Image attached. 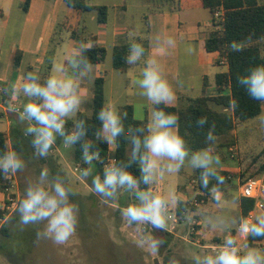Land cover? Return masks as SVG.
Returning a JSON list of instances; mask_svg holds the SVG:
<instances>
[{"label":"clouds","instance_id":"obj_1","mask_svg":"<svg viewBox=\"0 0 264 264\" xmlns=\"http://www.w3.org/2000/svg\"><path fill=\"white\" fill-rule=\"evenodd\" d=\"M251 35L245 41H232L229 48L235 52L245 49L247 43L251 42ZM169 46H175V41L169 37ZM83 48L91 47L82 45ZM189 51H192L190 48ZM144 53V47L140 43L130 44V54L127 55L125 63L135 64ZM74 69H80L79 75L73 79L64 78V69H61V76L50 75L43 83L36 72L25 73L20 80L11 85V94L16 98L23 94L28 102L19 111V121H27L25 135H31V144L34 155L47 157L50 150L56 144L57 135L63 138L66 146H72L81 142L86 136L85 121L74 122L73 131H65L67 121L80 110L84 97L80 92V80L92 72L93 65L86 59L75 57L69 60ZM82 66V68H81ZM237 82L242 86L250 98L264 101V64L256 65L247 70L246 74L238 76ZM136 84L143 89L140 95L144 96L153 105L169 106L175 101V93L169 82L161 74V68L156 59H149L142 71V78ZM237 102L232 100L229 107L235 109ZM9 111L17 112L18 109L10 104ZM127 118V112L123 113ZM98 119L101 121V128L97 138L102 139L109 147L116 148L117 138L124 132L121 113L115 105L109 103L99 110ZM257 119L264 123V114ZM207 118L202 116L196 120V124L203 127ZM215 126L212 125L206 135V140L215 141ZM136 131L144 132V128H137ZM132 154L131 161L138 162L141 176L137 179L124 167L111 163L104 167V179L100 175L92 176V161L100 160L99 149L89 152L92 144L86 140L82 144V154L85 163L90 167L82 169L80 175L83 178L92 176L91 185L94 193L105 198L114 200L117 188L136 190L140 204H130L123 209L129 224L150 223L154 228L163 229L166 226L165 220V199L160 195H153L149 189L139 190L140 183L151 184L159 174L163 177L164 171L178 172L185 160L189 157V149L186 147L184 138L179 134V116L175 113H166L163 109L152 112L151 121L147 125V135L140 138L134 136L131 140ZM143 147L144 151H141ZM213 149L208 147L191 155V166L202 168L203 180L206 185L208 177L214 175L212 165L220 163V156H213ZM167 159L173 163L162 165V160ZM26 167L23 159L16 151H7L0 155V173L5 175L23 171ZM49 170L42 168L38 182L28 184L24 189V196L19 201L16 211L19 215L21 230L30 225H36L47 221V225L41 232L37 230V238H50L55 244H64L75 233L78 223V206L69 202V197L75 196L71 186H66L63 179L55 177L51 182V192L46 190L43 183L48 179ZM223 180L222 177H218ZM255 222L243 219L240 224V233L244 238L249 235L253 237H264V215L256 216ZM151 251L157 252L159 246L164 243L162 239L152 238L146 241ZM240 248L237 247L235 238L229 236L225 239L219 252L215 256L204 258V264H264L262 257L257 250H249L245 255H239Z\"/></svg>","mask_w":264,"mask_h":264},{"label":"rangeland","instance_id":"obj_2","mask_svg":"<svg viewBox=\"0 0 264 264\" xmlns=\"http://www.w3.org/2000/svg\"><path fill=\"white\" fill-rule=\"evenodd\" d=\"M92 1L95 4L100 2L108 6L117 2L115 0ZM139 1L141 13H149L147 5L142 0ZM261 1L264 2V0ZM135 3L137 2L133 0L126 1L128 6ZM199 11L201 21L210 19V13L207 10ZM93 15L97 16V12L86 15V25L90 32H99V24L91 20ZM137 18L136 11L130 13L129 25L135 28L145 26V22ZM108 23L110 27L112 17ZM262 45L264 53V41ZM109 55L106 61L107 67L111 65ZM61 69L63 68L58 61L54 75L59 76ZM66 71L74 77L72 66L66 67ZM20 104L23 106L25 103ZM258 117L237 125L230 134L217 138V144L229 143V146L219 150L213 149L212 154L220 156V163H214L212 168L236 171L238 174L244 173L245 176L239 175L234 184L228 185L223 192H215L207 202L195 204L198 191L195 190L192 178L197 168L191 166V156L186 158L178 172L165 170L163 177L157 174L154 178L151 183L153 195H157L162 187L163 193L160 196L166 202L172 203L176 197V204L173 206L184 202L195 204L197 209L196 212H191L186 216L184 222L178 226L177 232L171 234L168 244H166L168 236L163 232L153 234L151 230L153 226L150 223L129 224L127 218L123 216V209L130 204H140L138 197L133 196L132 190L118 187L114 200H106L93 192L91 178L81 177L80 171L83 168L72 158L73 145L65 147L62 143L59 146V151H62L60 153L56 143L54 150L43 158L34 155L33 152L20 153L19 156L26 167L23 171L15 173L13 192L18 195L19 201L24 196L25 187L30 183L38 182L42 168L49 170L48 179L42 186L51 192V182L58 177V174L52 173V169L57 164L66 179V185L71 186L76 193L75 196L70 195L69 202L78 206V223L75 233L66 243L55 244L50 238H37V230L41 232L44 230L47 225L46 220L21 230L18 223L19 215L15 211L7 219L10 237L0 234V239H2L0 264H155V259H158L160 264H204L205 257L214 255L210 250L195 244V240L201 239L207 245L212 243L222 245L225 239L232 234H235L237 243L239 241V255H245L249 250H257L264 257V246L251 248L242 244L239 230L242 221L239 184L251 173L258 171L264 162V123L257 119ZM2 127L3 124L0 123V129ZM50 155L53 160H50ZM5 198L0 201V210L4 206ZM260 215H264V211L259 212L258 216ZM193 216H197L201 221L199 233L195 238L189 235V226ZM165 220L167 226L166 216ZM152 238L164 241L157 252L151 251L146 243ZM215 239H220L222 243H216Z\"/></svg>","mask_w":264,"mask_h":264},{"label":"trees","instance_id":"obj_3","mask_svg":"<svg viewBox=\"0 0 264 264\" xmlns=\"http://www.w3.org/2000/svg\"><path fill=\"white\" fill-rule=\"evenodd\" d=\"M146 3L156 7L155 11H165L169 9L174 11L180 8L181 0H144ZM202 8L208 10L212 18V26L214 28L221 27L220 30H213L204 42V48L208 53H219L222 58H226L228 70L221 72L215 77V88L211 91L206 89L209 86L208 80H205L202 94L196 98H180L181 105L179 107L154 105L155 110L163 109L166 113H175L179 116V134L184 138L186 147L189 149V156L197 151H201L208 147L214 150H219L227 144H217V138L222 135L230 134L235 130L237 125L243 124L249 119L256 118L263 113L264 101L254 100L249 97L245 89L237 82L238 76L246 74L247 70L256 65L264 64L263 45L264 41V2L261 0H198ZM68 9V15L64 21L59 25L57 33L51 39V45L45 55V61L42 65L39 74L40 82L43 83L49 76L53 66L55 52L58 46V35L63 30L71 32V38L82 43L91 42L93 47L83 48L80 55L76 58H86L92 65L103 64L107 59V50L97 44V36L85 30L78 29L81 16L88 12H97V21L99 24H105L108 18L109 8L107 6L93 5L91 0H64ZM31 0H25L23 9H29ZM218 10L223 11L222 18L215 17ZM149 31V28H147ZM251 35L250 43H247L245 49L241 52L232 51L229 44L232 41H245ZM57 37V38H56ZM130 54V44L122 43L113 49V67L121 72H127L131 65L125 63L127 55ZM22 52L16 50L15 64L18 66L21 62ZM82 68V66H81ZM31 69H29V72ZM80 69H76V74L79 75ZM106 75L99 77L94 83V96L92 105V114L88 115L85 112H79L76 119H69L65 125V131L74 130V122L78 120L85 121L86 136L81 142L73 145L74 152L72 158L75 163H80L82 168L90 167L85 163L82 154V144L86 140L92 144L89 152H95L99 149L100 160L92 161V176L100 175L101 180L104 179V165L109 157L116 159V165L124 167L125 170L132 173L137 179L140 178L141 173L138 162L131 161L132 143L134 136H140L141 139L147 135V122L140 121L135 117L134 108L132 105H124L119 109L121 113L122 122L124 124V132L117 138L118 147L110 151V147L102 140L97 138V133L101 128V121L98 119L99 110L102 106L107 105L105 85ZM236 101L237 107L233 110L229 107L230 101ZM127 112V118L123 117V113ZM206 117L207 123L200 127L196 124L199 117ZM10 120L12 122L9 134L0 132V155L7 151H16L18 154L25 152H33L34 149L31 144L32 136L25 135V128L27 121L21 123L19 115L11 114ZM214 125L215 141L206 140V135L209 128ZM144 128V132L136 131L137 128ZM57 146L63 143V138L57 135ZM55 146L50 151H53ZM143 152V147L141 148ZM50 153V152H49ZM50 160H53L50 155ZM215 174L208 177V182L205 185L203 180L204 169L197 168L192 181L196 180L195 190L198 191L196 200L198 203L207 202L215 192H223L228 185L234 184V181L239 175L238 172H233L226 169L213 168ZM264 170V162L260 165L258 171L251 173L249 177H255ZM53 174H58V177L66 179L55 164L52 169ZM92 176L90 178L92 179ZM222 177L223 180H219ZM247 177V178H249ZM246 178V179H247ZM245 180V179H244ZM243 180V181H244ZM191 181V182H192ZM12 181L5 177V174L0 173V190L4 192L5 188L10 187ZM67 186V185H66ZM91 186V185H90ZM92 187V186H91ZM150 184L140 183L139 190H149ZM133 196H136V190H132ZM242 217L247 216L254 208V201L249 198H241L240 200ZM179 215L183 217V213L196 212V206L189 203L179 202L177 206ZM4 211L0 210V218H2ZM197 217V216H195ZM198 218V217H197ZM152 233H165L168 238L166 244L169 242V237L172 235L164 229L151 227ZM0 234L5 237H10V230L8 229V221H6L0 230ZM231 237L235 238V234ZM216 243H222L220 239H215ZM0 239V247H1ZM224 243V242H223ZM245 245L251 248H259L264 246V237L247 238ZM2 250V249H1ZM6 253V252H5Z\"/></svg>","mask_w":264,"mask_h":264},{"label":"crops","instance_id":"obj_4","mask_svg":"<svg viewBox=\"0 0 264 264\" xmlns=\"http://www.w3.org/2000/svg\"><path fill=\"white\" fill-rule=\"evenodd\" d=\"M102 1V0H101ZM117 1L109 8L107 22L99 24L97 16L93 15L91 20L99 24V32H90L86 25L85 13L81 16L79 27L97 36V44L106 48L107 58L111 56L110 67L103 64L93 65L92 72L81 78L80 92L84 97L79 112L92 114L94 83L99 77L106 75L105 94L107 104L111 103L119 109L124 105H132L135 117L140 121H151L154 105L146 97L140 95L143 91L136 81L142 78V71L149 59H156L161 68V74L169 82L174 93L175 101L169 105L179 107L180 98H196L202 94L205 80L211 91L215 88V77L221 72H226L228 66L220 64L222 57L219 53H208L204 48V42L209 34L215 30L212 26V18L201 21L198 12L206 10L202 8L198 0H181L180 8L174 11H155L156 7L150 6L144 0L150 10L149 13H141L139 0L128 6L127 0ZM25 0H0V86L4 92L0 93V106L8 105L13 99L11 85L31 69L38 75L45 61V55L49 50L51 37L59 29V25L68 15V9L64 0H31L29 9L25 11L23 4ZM91 4H95L91 0ZM133 11L138 13L139 20L145 22V26L135 28L129 25V15ZM208 11V10H207ZM209 12V11H208ZM210 13V12H209ZM112 17L111 26L108 27L109 19ZM149 28V31H147ZM175 41V46L167 44L168 38ZM58 46L55 52L53 66L50 75H54L57 62L64 69V78L75 79L78 75L74 70V77L67 73L66 67L71 66L69 60L80 55L83 47L90 42L82 43L71 38V32L63 30L58 35ZM133 42L140 43L144 47V53L135 64L131 65L127 72H121L113 67V49L119 44ZM91 47L93 44L91 43ZM89 47V48H91ZM192 51H189V49ZM20 50L22 58L20 64H15V52ZM107 61V59H106ZM118 72V73H117ZM62 73L59 75L61 76ZM20 102H28V98L21 94L16 97ZM1 109L0 123L3 127L0 132L9 134L12 126L10 115ZM75 114L71 120L76 119ZM65 147H68L64 144ZM114 149V148H112ZM59 151V146H57ZM62 153V151H59ZM162 165L173 163L166 158ZM149 189L151 190V184ZM162 187L157 195H162ZM5 198L0 193V201ZM176 204V197L172 203ZM179 204V203H178ZM178 206V205H177Z\"/></svg>","mask_w":264,"mask_h":264},{"label":"built area","instance_id":"obj_5","mask_svg":"<svg viewBox=\"0 0 264 264\" xmlns=\"http://www.w3.org/2000/svg\"><path fill=\"white\" fill-rule=\"evenodd\" d=\"M222 16H223L222 10L216 11L215 17L222 18ZM215 29L220 30L221 27L219 26V27H216ZM220 64L222 66H228L226 58H222ZM3 92H4V88L0 86V93H3ZM20 103L21 102L19 101V99L13 98L8 102V105L3 104L0 107L3 109V112H8V113L19 115V111L23 110V106ZM10 104L14 105L18 109V111L17 112L9 111ZM1 112L2 111L0 109V118L2 115ZM110 151H113L111 147H110ZM111 163L116 164V159L112 156L109 157V159L106 161L104 167ZM5 177L12 181V185L10 187L5 188L3 192L6 198L4 201V206L2 208L4 213H3L2 218H0V230H1L2 225L7 221V219L16 211V207L19 204V197L17 194L13 192L14 183H15V173L14 174L9 173L5 175ZM193 182L196 183V180H193ZM238 190H239V195L241 198H249L254 201L253 210L247 216L242 217V220L246 218V219H249L255 222L254 218L258 216V213L264 211V170L261 171L258 176L249 177L245 179L244 181H241L239 184ZM195 204L199 205L200 203H198L196 200ZM188 214L189 213L184 212L183 217H182L179 215L177 206H171L166 203L164 215L167 218L168 225L165 226V228L163 229L170 234L177 232L176 230L178 229V226L184 222ZM192 218H193L192 223L189 226V229H190L189 235H191L192 238H195L196 235L199 233L201 221L195 216H193ZM240 236L242 239L241 243L245 245V242L249 236L247 238H244L241 235V233H240ZM195 244H197L201 248L210 250L214 256L218 254L221 246L223 245V244L220 245V244H215V243L207 245L203 243L201 239H196ZM238 245H239V241L237 243V247Z\"/></svg>","mask_w":264,"mask_h":264},{"label":"water","instance_id":"obj_6","mask_svg":"<svg viewBox=\"0 0 264 264\" xmlns=\"http://www.w3.org/2000/svg\"><path fill=\"white\" fill-rule=\"evenodd\" d=\"M154 263L155 264H160L158 259H155Z\"/></svg>","mask_w":264,"mask_h":264}]
</instances>
